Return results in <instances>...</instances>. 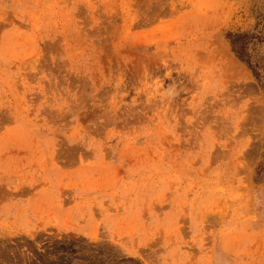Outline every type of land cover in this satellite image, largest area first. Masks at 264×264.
<instances>
[{
  "label": "rangeland",
  "instance_id": "obj_1",
  "mask_svg": "<svg viewBox=\"0 0 264 264\" xmlns=\"http://www.w3.org/2000/svg\"><path fill=\"white\" fill-rule=\"evenodd\" d=\"M263 153L264 0H0V264H264Z\"/></svg>",
  "mask_w": 264,
  "mask_h": 264
},
{
  "label": "trees",
  "instance_id": "obj_2",
  "mask_svg": "<svg viewBox=\"0 0 264 264\" xmlns=\"http://www.w3.org/2000/svg\"><path fill=\"white\" fill-rule=\"evenodd\" d=\"M247 34H234L230 38V44L232 50L236 53V55L243 59L244 61H248V55L246 54V43H247ZM254 76H258L257 72L253 70ZM264 160V153H263ZM264 163V162H263Z\"/></svg>",
  "mask_w": 264,
  "mask_h": 264
}]
</instances>
